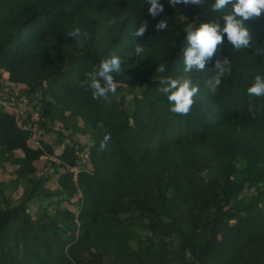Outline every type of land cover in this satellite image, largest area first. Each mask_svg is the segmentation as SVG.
<instances>
[{
  "label": "trees",
  "instance_id": "16d2710c",
  "mask_svg": "<svg viewBox=\"0 0 264 264\" xmlns=\"http://www.w3.org/2000/svg\"><path fill=\"white\" fill-rule=\"evenodd\" d=\"M159 2L153 18L146 0H0V71L14 88L42 92L44 147L0 107V264H264V97L247 93L264 77V14L245 21L250 48L224 36L218 55L231 74L213 94L204 81L215 58L184 72L183 29L231 5ZM76 27L88 39L66 35ZM111 54L122 71L109 103L82 82ZM161 75L198 85L188 115L169 110Z\"/></svg>",
  "mask_w": 264,
  "mask_h": 264
},
{
  "label": "clouds",
  "instance_id": "9594fccd",
  "mask_svg": "<svg viewBox=\"0 0 264 264\" xmlns=\"http://www.w3.org/2000/svg\"><path fill=\"white\" fill-rule=\"evenodd\" d=\"M172 7L178 4L196 5L202 7L206 0H168ZM150 5L149 14L155 18L164 12V6L159 0H146ZM231 5L230 12H224ZM211 10L214 12H224L220 20L201 22L198 25L190 23L184 29L186 34V47L182 49L184 72L191 73L193 70L204 71L206 63L214 60L212 68L213 75L204 81L205 86L215 94L225 75L231 74L230 60L227 57L221 58V45L224 43V36H227L228 43L236 51H243L251 47L252 34L245 25V21L256 20L264 14V0H214L211 4ZM222 21V23H221ZM117 23L113 17L109 24L114 26ZM168 27L167 20L161 19L156 23V30L163 31ZM148 28L147 21H143L135 31L136 37L145 35ZM67 36L81 43L83 39H88L89 34L76 27L69 31ZM145 53L143 44L136 43L135 55L141 56ZM121 59L115 54L102 58L100 62L86 73V79L82 82L86 90H90L92 98L95 100L103 99L110 103L109 97L115 96L118 84L114 79V74L121 73ZM157 73L167 72V66L164 63L159 64ZM161 87L157 91L167 97L171 105L170 111L177 115H188L195 103L194 97L199 92L198 85H195L190 76L172 78L161 75L159 78ZM249 96L264 97V77L256 75L254 80L247 88ZM103 128L102 123L97 125ZM110 134H105L100 143V150H105Z\"/></svg>",
  "mask_w": 264,
  "mask_h": 264
},
{
  "label": "built area",
  "instance_id": "2783aa9c",
  "mask_svg": "<svg viewBox=\"0 0 264 264\" xmlns=\"http://www.w3.org/2000/svg\"><path fill=\"white\" fill-rule=\"evenodd\" d=\"M10 75L8 71H0V107L8 114L14 115L19 128L30 133V141L34 147L44 149L40 139L41 113L35 109V106L39 105L43 99V94L40 91L32 92L14 88L9 82ZM42 158L56 160L48 153ZM73 170L75 173L79 172L77 167Z\"/></svg>",
  "mask_w": 264,
  "mask_h": 264
},
{
  "label": "rangeland",
  "instance_id": "374dc122",
  "mask_svg": "<svg viewBox=\"0 0 264 264\" xmlns=\"http://www.w3.org/2000/svg\"><path fill=\"white\" fill-rule=\"evenodd\" d=\"M46 161H48V160H46Z\"/></svg>",
  "mask_w": 264,
  "mask_h": 264
}]
</instances>
